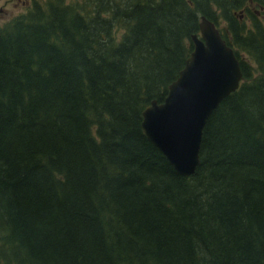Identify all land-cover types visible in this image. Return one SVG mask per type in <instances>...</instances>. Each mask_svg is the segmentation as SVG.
<instances>
[{"label": "trees", "instance_id": "obj_1", "mask_svg": "<svg viewBox=\"0 0 264 264\" xmlns=\"http://www.w3.org/2000/svg\"><path fill=\"white\" fill-rule=\"evenodd\" d=\"M200 17L241 81L183 178L141 112ZM0 264H264V0H32L2 23Z\"/></svg>", "mask_w": 264, "mask_h": 264}, {"label": "water", "instance_id": "obj_2", "mask_svg": "<svg viewBox=\"0 0 264 264\" xmlns=\"http://www.w3.org/2000/svg\"><path fill=\"white\" fill-rule=\"evenodd\" d=\"M190 41L191 52L167 86L164 99L151 101L140 122L142 135L183 178L190 177L198 165L207 118L241 81L238 60L213 23L200 17L198 34Z\"/></svg>", "mask_w": 264, "mask_h": 264}, {"label": "rangeland", "instance_id": "obj_3", "mask_svg": "<svg viewBox=\"0 0 264 264\" xmlns=\"http://www.w3.org/2000/svg\"><path fill=\"white\" fill-rule=\"evenodd\" d=\"M32 0H0V25L14 16L25 13Z\"/></svg>", "mask_w": 264, "mask_h": 264}]
</instances>
